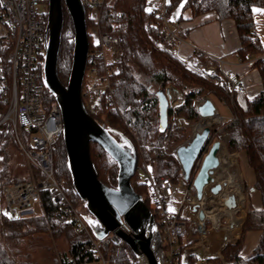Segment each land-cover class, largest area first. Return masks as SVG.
I'll list each match as a JSON object with an SVG mask.
<instances>
[{"label": "trees", "instance_id": "16d2710c", "mask_svg": "<svg viewBox=\"0 0 264 264\" xmlns=\"http://www.w3.org/2000/svg\"><path fill=\"white\" fill-rule=\"evenodd\" d=\"M180 4L184 10H191L196 16L216 12L219 21L232 20L240 39V47L236 54L242 62L251 61L249 66L259 72L262 80V90L255 97L248 98L244 107L237 102L233 104L228 102L230 98L226 97L233 117L225 120L218 128L212 129L201 156L210 143L226 132L229 136L228 151L246 154L248 165L255 174L254 189L259 191L262 197V208H250L247 211L237 242L228 244L222 250L221 256L207 258V264H264V47L257 36L255 21V9H264V0H169L167 6L169 18ZM45 7L49 10V1H46ZM63 12L64 27L58 58V74L62 83L66 84L73 63L74 28L64 3ZM182 19L180 16L177 21ZM159 25L160 19L154 10L148 8V0H116L112 5L106 3L97 28L100 33H110L122 38V56L112 76L111 98L105 95L100 111L91 115L99 123L113 129L117 138L123 136L133 144L137 155V167L148 166L156 177H170L178 184L183 180L180 164L163 148L169 128L175 126L178 118L185 121L199 120L195 99L202 95L207 94L208 97L221 99L220 92L223 90L231 93L235 99V92L231 90V82L223 76L220 66L215 61L216 72L205 77L193 69L200 62L206 61L204 55L201 61L196 57L192 58L190 63L155 47L150 37L158 33ZM93 26L87 19V28ZM89 40L90 51L97 50L99 47L93 43L90 34ZM6 52L4 42L0 39V61ZM9 80L11 82V65L7 63L5 69L0 71V86ZM85 83L86 79L84 87ZM171 85L182 91L186 102L180 108H169L168 128L162 132L157 93L165 91ZM142 98L143 102L140 101ZM83 100L84 103L87 102L85 94ZM109 100L111 102L108 104ZM8 105L9 97L3 96L0 90V120L6 113ZM172 137L173 142L182 143L188 136L183 134L182 128H177L176 134L174 132ZM15 143L13 132L0 134V264H91L95 256L93 253H84V247L89 242L87 234L76 230L74 223L65 214L63 205L53 201L51 192L43 193V214L40 216L15 217L6 212L3 187L23 181L12 176L10 146ZM58 143L55 153L56 176L59 181L70 185V200L86 217L88 212L84 202L75 193L72 184L63 137ZM91 157L100 180L109 187H117L118 164L97 143L91 144ZM132 184L150 207L147 185L137 171L132 178ZM189 227L191 228V225H188ZM250 231L261 232V238L254 256L245 259L240 255V251L245 236ZM51 238L55 240L56 245ZM61 242L69 245L67 251L58 248L57 243ZM21 244H26V247H20ZM194 244L186 234L180 237L177 249L179 260L175 264H196L195 256H190L187 262L182 260L185 249ZM35 247L43 250L41 255L39 254L40 258L37 255L31 258V250ZM106 254L110 257L111 264H137L136 257L129 247L124 249L112 246Z\"/></svg>", "mask_w": 264, "mask_h": 264}, {"label": "built area", "instance_id": "2783aa9c", "mask_svg": "<svg viewBox=\"0 0 264 264\" xmlns=\"http://www.w3.org/2000/svg\"><path fill=\"white\" fill-rule=\"evenodd\" d=\"M46 1L48 0H0L2 31L0 39L7 51V56L1 58L0 71L5 69L7 63L11 65V83L4 81L0 86L2 95L9 97V108L0 120V131L7 125L13 132L15 141L32 172L29 179L3 187L6 212L15 217L22 216L23 211L30 208L33 202H38L42 208L43 193L49 191L53 195V201L63 205L65 214L74 223L76 230L87 234L89 242L84 247V253H93L95 256L91 264H111L106 252L112 246L128 248L117 231L132 234L133 230L127 223L121 222L115 231L104 239H98L87 224L82 211L70 200V185L59 181L56 176V145L63 137L64 124L61 108L44 84L43 68L45 47L48 42ZM108 1L81 0L87 19L94 25L97 26L99 23L102 10ZM167 6V0L152 1L151 10L157 13L160 25L158 33L152 35L150 40L155 47L177 55L179 46L184 42L181 34L183 24L169 18ZM99 34V48L95 51L89 49L84 78L86 83L83 90L88 102L85 105L90 114L100 111L105 95L111 98L112 76L122 56L120 36L100 32ZM104 47L110 49L113 54L111 63L106 62ZM202 55H204L202 52H196L197 58H201ZM206 61L210 64H205L201 69L205 74H213L216 71L211 65L213 61L210 59ZM218 61L224 65L222 60ZM247 63L250 64L251 61ZM231 88H234V84ZM176 96V101L171 102L172 108L184 103L179 93ZM140 101L143 102L144 98ZM110 102L111 100L108 104ZM176 151L177 148L175 155ZM137 172L148 188L150 209L156 218L164 244L165 264H175L179 260L177 249L180 237L188 232L192 235L188 229V220L193 222L194 229L202 237L207 233V220L200 221L198 212L207 211V202L212 201L214 196L207 192L210 188L208 187L203 199L199 201L196 190L190 183L181 200L179 212L174 213L168 210V205L176 202L177 184L170 177H156L148 166L139 165ZM195 206L198 207L197 212L193 210ZM186 210L189 212L188 215L183 213ZM190 238L194 239V236Z\"/></svg>", "mask_w": 264, "mask_h": 264}, {"label": "water", "instance_id": "95a60500", "mask_svg": "<svg viewBox=\"0 0 264 264\" xmlns=\"http://www.w3.org/2000/svg\"><path fill=\"white\" fill-rule=\"evenodd\" d=\"M48 42L44 59V84L58 102L64 124L63 141L67 151V166L75 193L84 202L88 212L87 224L98 239H104L115 231L121 222L127 223L132 234L117 231L136 257L137 264H165L164 244L156 218L132 184L137 171V155L133 144L125 137L117 138L115 131L99 123L87 110L83 100V84L87 66L90 40L87 28L86 10L81 0H48ZM63 3L72 19L74 28V49L71 73L66 84L58 74L62 30L64 27ZM182 94L176 87L169 86L157 93L160 110V130L168 128V111L176 94ZM201 121L218 115L214 101L205 97L197 105ZM200 121V122H201ZM212 127L206 125L200 132H194L191 140L177 148L176 157L181 166L183 179L192 183L196 197L201 201L210 187L213 196L222 193L225 184L219 182L221 170V139L215 140L204 156L200 168L193 176L194 168L202 150L210 139ZM97 143L118 164V185L109 187L99 178L91 157V144ZM227 209L238 207L235 196H229L223 203ZM194 212L198 207L193 208ZM199 219H206L204 211L198 212Z\"/></svg>", "mask_w": 264, "mask_h": 264}, {"label": "crops", "instance_id": "0c3cea01", "mask_svg": "<svg viewBox=\"0 0 264 264\" xmlns=\"http://www.w3.org/2000/svg\"><path fill=\"white\" fill-rule=\"evenodd\" d=\"M181 16L183 17L181 34L184 42L179 46L177 56L191 63L190 60L196 58V52L200 51L204 54L206 60L215 61L220 66L223 76L226 77L228 75L226 78L231 84H234V88H231L235 92L234 102L244 107L248 98L255 97L262 90V80L259 72L252 69L249 66L250 64L242 62L236 54L240 47V39L234 22L232 20L219 21L216 12H207L196 16L191 10H186ZM199 60L201 61V58ZM218 60H222L224 65L222 66ZM223 103L229 106L226 102ZM229 108L231 109L230 106ZM233 155H236L240 160V171L247 188V209L243 215V223H241L240 229H237V225L235 226L232 220L229 226L221 223L216 226L213 221L208 220L206 223V236L200 239L198 232L193 227V222L188 220V225H191V228L189 227L188 229L191 230L192 235L188 232L186 234L187 237L191 240L190 237L194 236L193 240L197 241L198 239L199 241L195 246L185 249L183 256L186 255L187 257L182 256L184 262H187L190 256H195L196 264H203L211 256H221L222 250L228 244L235 243L240 238L247 211L250 208H262V197L260 192L254 189L255 174L248 165L246 154L241 152L233 153ZM233 155L231 156L234 157ZM207 192H210V188ZM23 213L31 214V211L28 209L23 211ZM183 213L185 215L189 214L188 210ZM222 215H220V218ZM260 238L261 232H248L240 255L245 259L253 257Z\"/></svg>", "mask_w": 264, "mask_h": 264}, {"label": "rangeland", "instance_id": "374dc122", "mask_svg": "<svg viewBox=\"0 0 264 264\" xmlns=\"http://www.w3.org/2000/svg\"><path fill=\"white\" fill-rule=\"evenodd\" d=\"M115 1L116 0H109L108 3L112 5V4H114ZM152 1L153 0H148V8L149 9H151ZM167 2L169 3V0H167ZM185 11L186 10L183 9V5L180 4L177 8H175L173 10L170 18L172 20L176 21V20H178V18L182 14L185 13ZM255 21H256L257 36L259 37V39H260V41H261V43H262V45L264 47V9H260V8L255 9ZM179 22H181V21H179ZM182 29H183V27H182ZM88 32L91 35V40L93 41V43L96 44V45H99L100 44V34H99L97 26L94 25L93 27H89L88 28ZM1 35H2V31H0V36ZM104 53H105V57H106V62L107 63H111L112 60H113L112 59L113 54H112L111 50L108 49L107 47H104ZM6 56H7V52H6V54H4V57H6ZM208 62L209 61L200 62L199 65H197L195 68H193L194 71L197 72L199 75H202V76H205V77L211 76L212 74H210V75L205 74L203 72V70L201 69V67L204 66L205 64H210ZM211 65L213 67H215V69L217 70V66H216L217 64L215 65V63L212 62ZM67 79H69V78H67ZM7 82L9 84L11 83L10 80L7 81ZM171 86H174V85H171ZM83 87H84V84H83ZM174 87H176V86H174ZM178 90L182 93V91L180 89H178ZM218 90L221 91V89H219V88H218ZM220 93H221V95H220L221 99H218L217 97H213L212 99H213V101H214V103H215V105L217 107L219 116L223 117V119L220 120L221 122L219 121V122L215 123L214 125H211L212 129L218 128L219 125H221L225 120H228V119L232 118L231 109L229 108L228 105H225L223 102H227L226 101V99H227L226 97H229L230 100L228 102L233 104L234 101H235L234 98H233V95H231V93L228 94L226 91H223V90ZM83 95H84V90H83ZM181 96H182V99H184V103L181 104L177 108L182 107L185 104V102H186V99L184 97L185 95L182 93ZM205 97H208V95L205 94V95H202L201 97L195 99L196 108H197L198 103L203 101V99ZM8 108H9V105H8ZM7 111H8V109L6 110V112ZM200 121H201V119L194 120V121H191V120L185 121L183 118H178V120H176V124H174L175 126L169 128L170 131L168 132V134H167V136L165 138V141H164V144H163V148L166 150V152L170 153L171 155H173L177 159L176 155L174 154L175 149L178 148L181 145L187 144L191 140V138L194 135L195 128H196L197 124L200 123ZM177 128H182L183 134L185 133L186 136H188L187 138H185L182 141V143L173 142L172 135L174 134V132L176 134ZM11 132L12 131L9 130V127L7 125H5L4 127H2V129L0 131V134H9ZM218 139H221L223 141V147L220 150V154H219L220 158L224 159L228 164H231V165L234 164L231 171H235L236 172V175H237L236 177H237L238 183H240L241 187L243 188V195H242L243 196V201L240 202L241 197L240 196H238V197L236 196L237 197V201H238V207L236 209L231 210V211H233V214H234L235 217H237V219H243V215L246 213L247 200L248 199H247V193H246L247 192V190H246L247 188L245 187L244 178H243L242 172L240 171L241 170L240 169V162H239L240 160L238 159V157L236 155H233V153H230L228 151V149H227V141L229 139V136H228V134L226 132L221 134V136L219 138H216V140H218ZM211 145H212V143H210L207 146L206 151L203 153L201 158L197 161V164H196V166L194 168V171H193V176H195L197 174V172H198V170L200 168V165L202 163V160H203L204 156L207 154V152H208L209 148L211 147ZM58 146H59V143H57V145H56V152H57ZM10 147H11L10 148V154H11L12 176L15 177V178L21 179L23 181H24V179H29L31 177L32 172H31L29 166L27 165V162L25 161L24 155L22 154L21 150L19 149L17 143L11 144ZM231 155H233L234 157H232ZM55 167H56V164H55ZM233 168H235V169H233ZM181 173H182V170H181ZM222 174L223 173H221V171H220L219 175H222ZM161 177H165V176H161ZM182 178H183V175H182ZM220 183H222V182H220ZM189 184L190 183L186 182L184 179L181 180L177 184L178 190H177L176 196H175L176 202H175V204H169L168 205V210L169 211L174 212V213H178L179 212V210L181 208V200H182V198H183V196H184ZM225 189H227L226 186H225ZM217 198L218 197H215L214 199H217ZM239 203H242L244 206L243 205L241 206V204H239ZM217 205H219V204H217ZM217 205H215V207H218ZM28 209H29V211H31V214L23 213L22 216H31V215H33V216L34 215L35 216L39 215L40 216V215L43 214L42 208H41V206L39 205L38 202H33L32 206L30 208H28ZM220 215H219V224L221 223V224H224L226 226H229V223H231V218L228 215H225V214H223L221 216V218H220ZM197 234L200 236V239H202L203 237L206 236V234L203 237L199 233H197ZM198 235H197V237H198ZM52 241L56 245V243L54 242L55 240L52 239ZM190 241L196 244L199 240L197 239V241H196V240L191 239ZM47 242H48V239H47ZM38 244H40V243H38ZM42 244L43 243H41L40 245H42ZM195 244H194V246H195ZM57 245H58V248L60 250L62 249L63 251H67L68 248H69V245L67 243L65 244V243L61 242L60 244L57 243ZM21 246H23V248H24V247H26V244H21L20 247ZM41 252H43V250L41 248L38 249L37 247H35L34 250L33 249L31 250V253H32L31 258H33V256H36V255L40 258L41 257L40 256ZM183 257L186 258L187 256L184 255Z\"/></svg>", "mask_w": 264, "mask_h": 264}, {"label": "bare ground", "instance_id": "6f19581e", "mask_svg": "<svg viewBox=\"0 0 264 264\" xmlns=\"http://www.w3.org/2000/svg\"><path fill=\"white\" fill-rule=\"evenodd\" d=\"M201 102H200V104H201ZM220 120H221V117L219 116V114L215 115L214 117L204 119L203 121H201L200 123L197 124V126L195 128V132H200L206 125H210V126L214 125L215 123L219 122ZM220 159H221V173H223V174L219 175V180H220V182L225 184L227 189H225V187H224V189L222 190V193H220L217 196H214V198L218 197L217 199H214L212 201L207 202L208 210L204 211L205 216H206L205 220L208 221V219H210L211 221H213V223L216 226H218L219 225V215L225 214L231 218L232 222L235 223V226L237 225V229H240L242 219H237V217L234 216L233 211H231L230 209H227L223 203L225 202V200L229 196H235V197L240 196L241 197L240 202L243 201V196H242L243 195V188L241 187L240 183H238V180L236 177L237 176L236 172L231 171L234 164L233 165L228 164L224 159H222V158H220ZM233 169H235V168H233ZM237 197H236V199H237ZM216 203L219 205H217ZM237 203H238V201H237ZM239 204H241V206L243 205L242 203H239ZM215 205H217L218 207H215Z\"/></svg>", "mask_w": 264, "mask_h": 264}]
</instances>
